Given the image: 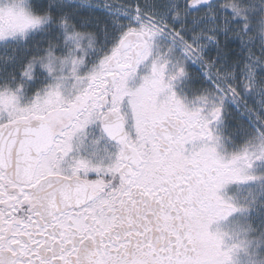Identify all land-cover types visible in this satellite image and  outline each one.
<instances>
[{"label":"snow or ice","instance_id":"obj_1","mask_svg":"<svg viewBox=\"0 0 264 264\" xmlns=\"http://www.w3.org/2000/svg\"><path fill=\"white\" fill-rule=\"evenodd\" d=\"M0 264H264V0H0Z\"/></svg>","mask_w":264,"mask_h":264}]
</instances>
